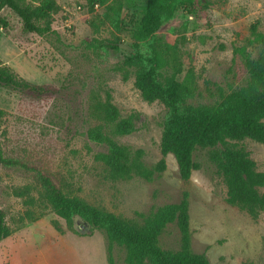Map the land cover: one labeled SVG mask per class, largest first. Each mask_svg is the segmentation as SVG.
Instances as JSON below:
<instances>
[{"label": "rangeland", "instance_id": "374dc122", "mask_svg": "<svg viewBox=\"0 0 264 264\" xmlns=\"http://www.w3.org/2000/svg\"><path fill=\"white\" fill-rule=\"evenodd\" d=\"M25 1L36 6L42 0ZM54 1L59 10L52 16V31L43 36L24 32L10 9L0 12L2 64L44 89L0 87V148L5 159L26 167L0 164V210L11 230L0 242V264H109V259L126 264L125 249L110 248L104 230L91 229L77 215L68 220L52 211L36 170L49 175L65 195L135 222L178 203L185 192L192 253L209 264H264V212L254 220L226 203V188L207 149L194 152L198 169L186 181L170 154L165 170L149 181L138 176L111 180L97 159L108 151L94 138L98 127L132 154L140 152L146 168L162 158L168 111L159 101L142 99L133 71L124 64L133 44L144 53L150 50V39L137 36L144 0H105L95 6L87 0ZM175 1L177 9L153 36L160 46L177 44L179 78L191 70L196 94L188 102L210 105L219 99L218 89L227 94L253 82L252 63L261 47L252 42L264 36V0ZM161 71L163 81L172 72L166 66ZM263 86L264 75L258 87ZM107 102L118 113L113 122L105 113ZM128 118L133 131L116 134L115 125ZM238 145L264 173V145L248 139ZM158 244L165 251L180 249L175 223L167 225Z\"/></svg>", "mask_w": 264, "mask_h": 264}, {"label": "trees", "instance_id": "16d2710c", "mask_svg": "<svg viewBox=\"0 0 264 264\" xmlns=\"http://www.w3.org/2000/svg\"><path fill=\"white\" fill-rule=\"evenodd\" d=\"M105 0H87L92 6ZM141 19L137 26L138 39H150L149 53H144L138 43L133 44L132 53L125 58V66L133 71L134 86L146 102H161L168 111L160 141L162 158L151 169L141 161L140 152L132 154L101 134L98 127L94 138L106 143L108 151L97 159L105 167L111 180L129 179L138 176L146 181L165 170V157L172 155L182 180L190 178L198 169L193 160L197 149L208 150V159L216 168L226 188V203L244 211L252 219L264 212V173L256 170L249 152L239 146L245 139L264 145V86L258 87L264 75V36H258L253 45L261 47L253 64L254 81L224 94L210 105H192L188 101L196 94L191 70L183 78L182 64L176 43L158 45L153 36L163 20L172 16L177 9L175 0H144ZM8 8L21 20L23 31L43 36L50 33L52 16L59 6L54 0H42L33 6L25 0H0V12ZM5 25L2 22V26ZM249 59V58H248ZM168 67L171 75L163 81L162 69ZM258 83V84H257ZM0 87L14 91H43L17 76L0 60ZM105 113L109 121L118 119L116 109L106 103ZM1 114V112H0ZM134 129L131 118L121 119L114 127L116 134H128ZM0 164L23 165L5 159L0 148ZM26 168L25 166H22ZM37 179L44 191L52 211L60 218L79 216L91 229H102L111 248L117 245L125 249L126 264H209L203 255L190 249L188 194L183 193L176 204L157 208L143 217L141 222L119 218L112 213L89 205L77 198L65 195L53 179L36 170ZM19 196L21 190L15 192ZM28 219L31 213L26 212ZM175 223L180 234V249L165 251L158 238L167 227ZM11 230L6 223L5 212L0 210V242L9 237ZM109 264L112 260L109 259Z\"/></svg>", "mask_w": 264, "mask_h": 264}]
</instances>
